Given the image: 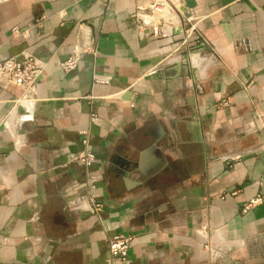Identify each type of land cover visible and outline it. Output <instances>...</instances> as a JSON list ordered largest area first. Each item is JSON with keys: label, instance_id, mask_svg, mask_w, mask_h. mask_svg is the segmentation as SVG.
<instances>
[{"label": "crops", "instance_id": "crops-1", "mask_svg": "<svg viewBox=\"0 0 264 264\" xmlns=\"http://www.w3.org/2000/svg\"><path fill=\"white\" fill-rule=\"evenodd\" d=\"M149 1L0 0V264H264V0Z\"/></svg>", "mask_w": 264, "mask_h": 264}, {"label": "built area", "instance_id": "built-area-1", "mask_svg": "<svg viewBox=\"0 0 264 264\" xmlns=\"http://www.w3.org/2000/svg\"><path fill=\"white\" fill-rule=\"evenodd\" d=\"M170 1L171 0H150L146 6H143L142 4H137L136 10L132 13V16L137 18L140 17L141 20L144 22L145 18H147L148 15L144 17L142 14H139V12L143 10L148 11L150 14L160 12L164 9V7L167 6ZM12 30L17 31L18 29L17 27H14ZM81 52L82 50H79L75 47L71 51V53H69L68 57L60 62L61 68L65 72H70L74 70L80 60ZM40 68V65L32 56V54L22 52L21 55L10 56L8 58L0 60V81H4L7 84H12L21 87L24 91H27L33 86V83L40 72ZM97 82L104 83V81L101 80H97ZM227 102L228 101L225 100L221 103V105H226ZM81 133V141L84 145H87L88 131L82 130ZM75 159L78 160L84 166L88 167L94 161V153L85 146L78 154H76ZM86 178L88 188L93 189L95 187L93 183L95 176L93 174L88 173ZM89 200L92 205V210H97V208L100 207L99 203L96 202V200L92 196H90ZM132 242V235H113L108 240V251L110 255V260L113 263H125L129 255V249L131 248Z\"/></svg>", "mask_w": 264, "mask_h": 264}, {"label": "water", "instance_id": "water-1", "mask_svg": "<svg viewBox=\"0 0 264 264\" xmlns=\"http://www.w3.org/2000/svg\"><path fill=\"white\" fill-rule=\"evenodd\" d=\"M183 2H184V4H185V6L188 7V8H192V7H194V6L196 5L195 0H183ZM68 55H69V54L64 55V59H63V60H65V59L68 57ZM183 60H184L183 62L180 61V62L177 63L178 66H179L180 68H181L183 65L189 64V61H188V54H187V53H184V54H183ZM26 96H27V94L23 95L22 98H25ZM24 105H25L24 103H19V104L17 105V107H16V111H17L18 114H21V113H24V112H25ZM2 128H3V125H0V130H1Z\"/></svg>", "mask_w": 264, "mask_h": 264}, {"label": "bare ground", "instance_id": "bare-ground-1", "mask_svg": "<svg viewBox=\"0 0 264 264\" xmlns=\"http://www.w3.org/2000/svg\"><path fill=\"white\" fill-rule=\"evenodd\" d=\"M21 100V99H20Z\"/></svg>", "mask_w": 264, "mask_h": 264}]
</instances>
